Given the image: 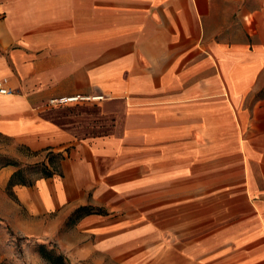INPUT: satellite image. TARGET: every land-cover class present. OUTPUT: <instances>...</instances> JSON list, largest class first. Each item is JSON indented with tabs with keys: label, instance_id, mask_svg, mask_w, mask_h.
Wrapping results in <instances>:
<instances>
[{
	"label": "crops",
	"instance_id": "obj_1",
	"mask_svg": "<svg viewBox=\"0 0 264 264\" xmlns=\"http://www.w3.org/2000/svg\"><path fill=\"white\" fill-rule=\"evenodd\" d=\"M0 81V134L64 154L30 216L137 198L125 264H264V0H0Z\"/></svg>",
	"mask_w": 264,
	"mask_h": 264
},
{
	"label": "rangeland",
	"instance_id": "obj_2",
	"mask_svg": "<svg viewBox=\"0 0 264 264\" xmlns=\"http://www.w3.org/2000/svg\"><path fill=\"white\" fill-rule=\"evenodd\" d=\"M61 99L63 98L55 100ZM92 101L94 100L52 103L65 106ZM36 137L40 141L30 138L31 144H28L27 137L0 134V168L5 163H15L17 166L10 167L15 170L24 169L27 180L35 182L40 178L43 175L41 164L47 163L46 149L49 147L40 145L42 133ZM70 149L71 147H68L67 150ZM4 168L0 169V258L3 264H50L38 252L40 246H45L57 255L63 254L74 264H125L139 256L140 245H150L155 240L153 236L140 238L138 235L140 222L137 198L132 199L130 206H127L131 208L130 214L117 211L111 213L104 208L88 205L94 211L102 210L104 213L82 217L76 211L73 212V208H68L66 212L52 216L50 220L42 217L33 218L26 209L13 203L16 199L8 193L7 180L2 176ZM92 216L94 217L90 218ZM128 216L131 219H128ZM101 218L106 219L109 224L114 223V236H106L104 229L101 228L102 225H98ZM89 230H97L98 234L89 233L88 236ZM106 244H112L110 247L112 249L108 252L103 250ZM91 245L97 246L98 249L90 252Z\"/></svg>",
	"mask_w": 264,
	"mask_h": 264
},
{
	"label": "trees",
	"instance_id": "obj_3",
	"mask_svg": "<svg viewBox=\"0 0 264 264\" xmlns=\"http://www.w3.org/2000/svg\"><path fill=\"white\" fill-rule=\"evenodd\" d=\"M46 150L48 151L47 163L41 164L42 169H43V175L40 178H52L55 175L62 176V171H61L60 166H61V161L64 159V154L54 153L52 151H49V149H46ZM7 166H17V165L15 163H5L4 165L1 166V168L7 167ZM33 184H34L33 180L31 181L25 178V170L22 168H18L17 171L9 179L6 189L8 193L12 195L11 191L14 186H17V185L32 186ZM76 213H78L79 215L83 217V216L92 215V214L101 215L104 212H102V210L94 211L93 208L85 206V207L78 208L76 210ZM38 252L42 256V258L45 259L50 264H71L69 260L63 254L57 255L53 251L45 248V246H40L38 249Z\"/></svg>",
	"mask_w": 264,
	"mask_h": 264
},
{
	"label": "built area",
	"instance_id": "obj_4",
	"mask_svg": "<svg viewBox=\"0 0 264 264\" xmlns=\"http://www.w3.org/2000/svg\"><path fill=\"white\" fill-rule=\"evenodd\" d=\"M4 81H0V93L5 94L7 93L6 88H4ZM101 97H89V96H75L71 98H63L61 100H53L54 101H59L61 103H67V102H77V101H86V100H99Z\"/></svg>",
	"mask_w": 264,
	"mask_h": 264
}]
</instances>
